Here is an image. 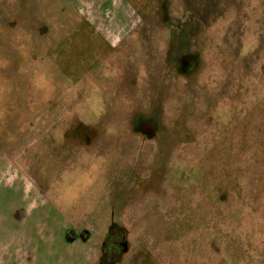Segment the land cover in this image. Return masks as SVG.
<instances>
[{
    "label": "rangeland",
    "instance_id": "obj_1",
    "mask_svg": "<svg viewBox=\"0 0 264 264\" xmlns=\"http://www.w3.org/2000/svg\"><path fill=\"white\" fill-rule=\"evenodd\" d=\"M121 235L102 264H264V0H0V264Z\"/></svg>",
    "mask_w": 264,
    "mask_h": 264
},
{
    "label": "crops",
    "instance_id": "obj_2",
    "mask_svg": "<svg viewBox=\"0 0 264 264\" xmlns=\"http://www.w3.org/2000/svg\"><path fill=\"white\" fill-rule=\"evenodd\" d=\"M71 237H72V236H71ZM91 237H92V234L87 235V236H83L82 234H79V235H78L77 233H74V236L72 237L71 240H77V242H78L79 240H81V241H80V245H82L83 242H84V243H85V242L87 243L88 239H90ZM85 240H86V241H85ZM78 250H79V248H78ZM81 253H82V252H81ZM83 253L86 254V257H85L86 262H87V261H90L89 263H90V264H93V263H91V260H90V259H93L92 246H89L88 249H87V250H84ZM93 261L96 262L95 259H93Z\"/></svg>",
    "mask_w": 264,
    "mask_h": 264
},
{
    "label": "water",
    "instance_id": "obj_3",
    "mask_svg": "<svg viewBox=\"0 0 264 264\" xmlns=\"http://www.w3.org/2000/svg\"><path fill=\"white\" fill-rule=\"evenodd\" d=\"M138 130H140L141 132L145 133V135L149 136V135H152L154 133L153 131V127H152V124L147 122V123H141L139 126H138ZM121 249L123 252L127 251L128 250V247H129V244L127 243L126 240H124L122 243H121Z\"/></svg>",
    "mask_w": 264,
    "mask_h": 264
},
{
    "label": "flooded vegetation",
    "instance_id": "obj_4",
    "mask_svg": "<svg viewBox=\"0 0 264 264\" xmlns=\"http://www.w3.org/2000/svg\"><path fill=\"white\" fill-rule=\"evenodd\" d=\"M139 126V125H138ZM138 128V127H137ZM139 132H141L140 130H138ZM143 133V132H142ZM145 134V133H144ZM154 134V133H153ZM153 134L152 135H149L150 137L151 136H153ZM147 136V135H146ZM125 240V238H124V236L123 235H121L120 237L118 236V237H116L115 238V242H116V244H117V247L116 246H113L112 248H111V250L110 251H108L106 254L109 256V255H113V254H115L116 252H117V248H120V247H122L121 246V243L123 242Z\"/></svg>",
    "mask_w": 264,
    "mask_h": 264
},
{
    "label": "trees",
    "instance_id": "obj_5",
    "mask_svg": "<svg viewBox=\"0 0 264 264\" xmlns=\"http://www.w3.org/2000/svg\"><path fill=\"white\" fill-rule=\"evenodd\" d=\"M106 238H112L111 236H110V234H108V236L106 237ZM104 246L105 247H103V249H102V253H101V257H100V263L102 264L106 259L108 260V258L105 256V255H107L106 254V251H109V249H111L112 247H113V245H110V243L109 242H105L104 243ZM108 256V255H107ZM106 258V259H105ZM106 260V261H107ZM119 261V260H118Z\"/></svg>",
    "mask_w": 264,
    "mask_h": 264
}]
</instances>
